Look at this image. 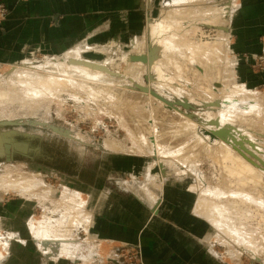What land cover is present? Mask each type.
I'll return each mask as SVG.
<instances>
[{
  "label": "rangeland",
  "instance_id": "obj_1",
  "mask_svg": "<svg viewBox=\"0 0 264 264\" xmlns=\"http://www.w3.org/2000/svg\"><path fill=\"white\" fill-rule=\"evenodd\" d=\"M141 1L129 12L132 15L142 12L143 20L140 23L142 27L136 32L126 26H122L119 32H111L105 36L93 32L65 53L37 47L27 51L24 56L0 61V91L8 90L7 87L15 84L18 78L31 79L35 83L38 78L56 74L58 69L55 65L44 64L50 59L65 60L69 58L67 55H80L79 57L86 60L109 63L113 71L104 66L102 67L106 70L102 71L110 72L109 75L122 80L110 86L101 81L89 80L85 86L80 82H74L67 86L60 85L52 95L44 86L35 87L43 91L44 96L40 99L33 97L34 100L24 98L25 89L18 86L15 90L13 87L9 88L16 92L13 97L10 96L12 98L10 101L0 100V129L15 131L11 138L15 142L29 146L27 150L10 146L8 153L0 154V264H20V242L15 241L20 239V235L27 239V249H36L42 258L46 257L51 261L64 260L65 264H94L93 261L100 252L97 250L95 238L91 237L86 229L89 217L87 218L85 210L89 211L91 217L93 210L95 217L97 207L102 203L101 196L110 195L114 188L119 186L121 188L116 192L134 193L146 201L148 198L145 190L149 188L144 184H147L157 199L161 187H155L148 177L151 174L160 176L158 170H161V166L167 173L163 183L176 180L196 192L197 204L203 207L200 216L212 226L213 233L208 240L215 241V248L211 242L215 255L227 257L232 264H264V207H257L256 202H245L236 196L220 197L216 193L241 190L243 183L240 180L243 179V175L235 173L232 161L221 156L219 150L221 142L232 146L233 143L217 137L212 139L205 133V130H217L215 125L208 122L212 119L208 114H213L211 121L219 118L222 120L218 114L223 109L232 113L253 108L254 111L250 115L253 120L256 119V125L250 127H254V131L249 127L246 129L239 123L234 125L231 122L225 124L223 122V126V120L219 122L221 127H236L234 135L236 139L242 141L246 150L240 148V151L234 146L231 147L241 153L246 160L258 166V169L264 170V87L254 85L251 81V72L245 73L242 70L241 62L235 57L230 43L233 15L239 4L232 12L230 25L225 28L229 34L226 35L217 27L213 28L207 24L214 23L211 20L214 11L209 12V9L229 0H183L179 3H170L166 0ZM1 3L5 2L0 0ZM195 10L202 13L199 18L194 15ZM184 12H187V15H184ZM151 20L155 22V30L152 32L149 28ZM164 20L179 26L176 27L175 33L170 34L174 26L170 29L162 26ZM181 33V36H185L184 42L176 40V37L172 38L174 34ZM166 38L174 40L170 42L173 46H170L171 49L165 46L160 62L153 66L151 72L142 62L143 70L138 77L119 73L130 60L135 61L134 54L150 53L153 51L151 46L154 47V41L158 44L160 40L163 42ZM176 44L178 47L174 46ZM180 45H195L205 49L195 56L189 49L180 50ZM175 52L181 55L179 57L181 67L165 61L166 55L176 54ZM163 58L167 64L163 65ZM33 66L41 68L31 69ZM252 71L256 76L261 75V72H264V63L257 66L255 62ZM151 82H154L151 86L153 89L163 90L164 96L171 100L187 99L190 107L182 105H177V108L170 107L160 99L133 87L135 83L149 86ZM234 85L244 86L241 91L252 95L251 100L247 101L242 98L243 94L235 93L231 100L224 98L223 95L222 98L220 93L223 88L231 92ZM191 119L194 121L192 126ZM53 126L62 132L54 130ZM229 139L233 141L232 138ZM108 144L112 146L107 148ZM50 146L66 151L79 163L96 161L97 164H101L108 155L119 158H132L133 155L145 163L137 175H130L129 171L122 170V176L115 172L106 178L105 187H100L101 189L96 187L82 189L74 178L71 179L49 168L36 169L28 162L48 159ZM157 155L161 156L162 161H159ZM124 180L131 182L132 192L125 187ZM156 180H160L159 177ZM142 183L143 188L139 190ZM254 187L259 193L252 192L257 197L251 195L252 198L248 196L249 199L254 198L264 206V176L259 185ZM23 188L27 190L22 191ZM28 191L34 193L28 195L26 193ZM74 192H80L82 198L86 200L85 209L81 197L78 199L76 195L75 200L67 199ZM33 217L41 226L51 222L52 225L61 224L64 230L69 228L67 238H73L77 257L87 255L90 258L82 260L66 256L57 259L48 257L31 237L29 225ZM72 217L73 220L79 218L80 221L74 225L70 223ZM221 219L225 223L219 222ZM20 227L24 229L21 234ZM32 233L35 237V233ZM11 234L17 238L13 237L5 249L1 242L6 238L5 241H9L8 237ZM4 259L6 260L3 261Z\"/></svg>",
  "mask_w": 264,
  "mask_h": 264
},
{
  "label": "crops",
  "instance_id": "obj_2",
  "mask_svg": "<svg viewBox=\"0 0 264 264\" xmlns=\"http://www.w3.org/2000/svg\"><path fill=\"white\" fill-rule=\"evenodd\" d=\"M2 1L9 6L10 14L6 20L0 21V61L24 56L27 51L37 47L65 53L93 32L105 36L111 32H119L122 26L134 29V32L142 27V12L133 15L129 13L141 0ZM239 2L231 26L232 51L240 60L242 70L245 73L251 72L253 84L264 87V72L258 76L252 73L253 64L264 53V0ZM255 78L258 80H254ZM131 156L132 158H119L108 155L99 172H95L93 166H87L81 177L84 182L80 183V187H105L106 178L115 172L122 176V170L129 171L130 175H137L145 162ZM157 177L160 180H156ZM157 177L153 174L148 177L155 187H161L157 199L146 192V201L134 193H118L116 191L121 188L119 186L114 188V192L110 191V195L101 196L102 203L98 205L95 217L93 210L92 217L85 210L87 218L89 217L86 229L95 238L100 256L105 258L114 247L140 243L146 264H232L227 257L213 253L215 251L211 242L215 248V241L208 240L213 233L212 226L198 213L196 192L182 182L168 180L163 183L164 177ZM123 183L129 191L132 190L131 182L124 180ZM142 185L143 183L139 190H142ZM144 185L152 192L149 185ZM76 195L81 197L84 208L86 200L80 192L69 196L75 200ZM34 219L36 218L31 220L29 230L40 247L39 240L30 229ZM23 230L20 227V234ZM10 236L17 237L12 234ZM15 241L20 242V264H65L64 260L42 258L36 249L28 250L27 239L22 235ZM74 243L71 249H75ZM83 256L87 255L79 258L73 255L66 257L82 260L90 258ZM60 257L65 256L57 258Z\"/></svg>",
  "mask_w": 264,
  "mask_h": 264
},
{
  "label": "bare ground",
  "instance_id": "obj_3",
  "mask_svg": "<svg viewBox=\"0 0 264 264\" xmlns=\"http://www.w3.org/2000/svg\"><path fill=\"white\" fill-rule=\"evenodd\" d=\"M165 1V0H164ZM183 0H166V2H170V3H179V2H182ZM238 2L237 0H229V1H225V2H221V3H218L216 6H212V8L209 9V12L210 11H214L213 15L211 16L212 19L214 21V23L212 22V24H207L209 26H212L213 28L214 27H217L221 32H224L226 35H229L227 32H226V29L225 28H228V24H229V21H230V18L232 16V12L234 10V8L238 5ZM196 11V10H195ZM194 11V15L199 18L200 15H202V13H200L199 11L200 10H197L196 12ZM204 13V12H203ZM184 15H187V12H184ZM170 18V16H169ZM168 18V19H169ZM207 18V17H206ZM210 19V18H209ZM197 20V19H196ZM203 20V19H202ZM206 20V19H205ZM171 22V21H170ZM195 23V22H194ZM201 23V22H200ZM199 24V23H198ZM167 26L170 27L174 26L172 28V31H170L172 34V32L176 31V27L178 25L176 24H173V23H169L168 20H164L162 22V26ZM230 25V24H229ZM194 26V25H193ZM179 27V26H178ZM149 28H150V31H154L155 30V22H149ZM222 29V30H221ZM167 30V29H166ZM181 32V31H180ZM179 32V33H180ZM175 33V32H174ZM177 33V32H176ZM167 34V33H166ZM182 33L179 35V34H174V37H172L173 39L176 37L178 41H180L181 43L184 42V39H185V36H181ZM221 35V34H220ZM217 36V35H216ZM150 37V36H149ZM223 37V36H222ZM172 38H166L165 40H160V43L158 44H155L156 41H154V47L151 46V51L150 53L147 52V53H144V54H134L135 57V61L132 62L130 59V62H128L124 68L122 70L119 71V73L121 74H124V75H132L134 77H138L140 74H141V69L142 68V65L143 63H145L150 69V72L153 70V66L157 65L156 63L159 61V59L161 58V56L163 55V51L165 50V46H167L166 48L167 49H171L170 46L172 45L170 42L174 41L172 40ZM223 38H227V37H223ZM155 40V39H154ZM220 40V38H219ZM165 41V42H164ZM165 43V44H164ZM178 43V42H177ZM187 43V42H186ZM178 44L174 45L176 47ZM173 46V45H172ZM180 50L183 48V49H189L191 52H193V55L197 56L199 55L200 53H202V51L205 49L204 47H196L195 45H180ZM207 49V48H206ZM170 53V52H169ZM174 53V52H173ZM168 54V56L166 55V59L165 61H169L170 63H173V64H176L177 66L179 65V67H181L182 64H180L179 62V57L181 55H178L176 52V54ZM148 56L147 58V61L144 62L142 59H140L139 57H142V56ZM80 56V55H79ZM79 56H72V55H67V59L63 60V59H50L49 61H46V64L44 65H55L56 68L58 69V72L56 74H51V75H46L44 77H41V78H38L37 80H35V83L32 82V80L30 79H23V78H18L17 79V82L15 81V84H10L8 88V90L6 89L5 91H0V100H5L7 99L8 101H10L13 97L14 94H16L15 91H12L10 89H17L18 86L20 87H23L25 89V93L24 94V98L27 97V99H33V97H35L36 99H40L41 96H44V92L41 91V90H37V88L39 87H46L47 88V91L52 95L54 94L56 91H57V88H59V86H67L69 85L70 83H74V82H80L83 86H85L87 84V81L89 80H92V81H101L103 83H105L106 86H110V85H116V83L118 82H121L122 80L121 79H117L115 77H112L111 75H109L110 72H106V71H102V70H106L105 68H107L108 70H111L113 71L112 67L110 66L109 63H99V62H95V61H90V60H86L84 59L83 57H79ZM129 56V55H127ZM126 56V57H127ZM207 57V56H206ZM128 58V57H127ZM205 59V58H204ZM161 60V59H160ZM138 61V62H137ZM163 65L164 63L167 64L166 62H164V58H163ZM143 62V63H142ZM160 62V61H159ZM126 63V62H125ZM25 64V63H24ZM23 64V66L25 67V65ZM159 64V63H158ZM27 65V64H26ZM32 66V65H31ZM102 66H104L105 68H103ZM168 66V65H167ZM29 68V66H27ZM26 67V68H27ZM188 67V66H187ZM17 68V66H16ZM19 68V67H18ZM34 68H41V67H32L31 69H34ZM55 68V69H56ZM52 69V68H51ZM38 70V69H37ZM53 72V71H52ZM115 72V71H114ZM113 72V73H114ZM117 72V71H116ZM143 72V71H142ZM113 75V74H112ZM228 75V74H227ZM30 77V75H28ZM116 76V75H115ZM9 77V76H8ZM14 77V76H13ZM227 77V76H226ZM228 77L232 78L231 75H228ZM11 79V78H10ZM171 80V79H170ZM11 82V81H9ZM165 82V81H164ZM179 82V81H178ZM152 83L154 82H151V84H149V86H146V88L149 89V91H145V90H142L158 99H160L159 97L155 96L152 91H155L156 93H158L159 95H164L163 94V90H160V89H156L152 86ZM158 83V82H157ZM155 83V84H157ZM6 84V83H5ZM140 84V83H139ZM180 84V83H179ZM36 85V86H35ZM104 85V84H103ZM140 85H143V84H140ZM159 85V83H158ZM168 85V83H167ZM170 85V84H169ZM225 85V84H224ZM229 85V84H228ZM3 86V85H1ZM171 86V85H170ZM4 87V86H3ZM35 87H37L35 89ZM135 88V86H133ZM232 87V86H231ZM244 87V86H243ZM242 86H238V85H234L232 88H231V92H228L226 91L227 89L226 88H223L222 90V93L221 94V97L223 95L224 98L226 99H229L231 100L230 98H233V93L235 94H243L242 98L243 99H250L252 97V95H247L246 92H242L241 91V88H243ZM10 88V89H9ZM171 88V87H170ZM163 89V88H161ZM178 89V88H177ZM221 89V88H220ZM19 90V89H18ZM18 92V91H17ZM220 92V91H219ZM47 93V92H46ZM48 93V94H49ZM20 95V93H19ZM47 95V94H46ZM45 95V96H46ZM11 96V97H10ZM222 97V98H223ZM240 99V98H238ZM242 99V100H243ZM34 100V99H33ZM251 100V99H250ZM160 101H163L162 99H160ZM164 102V101H163ZM162 102V103H163ZM166 104V103H165ZM235 105V104H234ZM238 105V104H237ZM236 105V106H237ZM256 105V104H255ZM252 110H244V111H235L232 113L228 112V111H225V109H223L220 114H218V116L221 117V119L223 120H219L222 121V124L224 122V124L226 122H231V124L233 123L234 125L239 123V125H243L244 127H246V129L249 127V129L253 130L254 127H250L251 125H256L255 123V120H253L254 118H252V116L250 115L252 113L253 108H251ZM259 110V109H258ZM255 111H256V108H255ZM260 111V110H259ZM208 117L212 118L213 119V114H208ZM190 119V118H189ZM4 122H17V121H7V120H4ZM257 122V121H256ZM2 123V122H1ZM194 121H192V119L190 120V126H192L191 124H193ZM258 123V122H257ZM260 123V122H259ZM206 124V123H205ZM223 124V126H224ZM195 125V124H194ZM220 125V124H219ZM207 126V125H206ZM212 126V125H211ZM260 126V124H259ZM262 126V124H261ZM217 127V126H216ZM226 127V126H225ZM230 127V126H228ZM54 130L56 131H60L59 129H57L56 127H54ZM190 128V127H189ZM262 128V127H261ZM236 131V130H235ZM254 131V130H253ZM62 132V131H60ZM72 132V131H70ZM13 133H16L15 131L11 130H3V129H0V152H5L6 148H5V145L7 143H11L13 144L15 147H21V144L19 142H15L11 137V135ZM66 134V133H65ZM68 135V134H67ZM248 135V134H247ZM251 135V134H250ZM237 136V135H236ZM217 137V136H216ZM252 136H250L251 138ZM217 138H220L224 141H228V140H225L223 139L222 137H217ZM227 138L229 139L230 137L227 136ZM249 138V139H250ZM217 140V139H216ZM230 140V139H229ZM237 140H240V139H237ZM248 140V139H247ZM231 141V140H230ZM230 143V142H229ZM215 144V143H214ZM222 144V145H221ZM221 149H219L221 151V156H223L225 159H228V160H231L232 161V164L233 166L235 167L234 171L235 173H237V175H243V179L240 180L242 181L243 183V187L241 190H231L229 192H216L217 194H219V196H236V197H239L241 198L243 201L245 202H256V206L258 207H264L262 204L258 203L259 201H255L254 198L253 199H249L252 198L251 195H255L257 193H259V191L256 190V186L257 184L259 185V183L261 182V179L262 177L264 176V170H261L258 169V166L256 167L253 163H251L250 161L246 160L244 156L241 155V153H239L238 151H236V149H233L234 147L230 144H227L225 142H221ZM213 145V144H212ZM257 145V144H256ZM110 146H112L111 144H108V147L107 148H110ZM233 148H232V147ZM216 147V146H215ZM256 147V146H255ZM220 148V146H219ZM258 148V147H256ZM112 149V148H111ZM218 149V148H217ZM207 150V149H206ZM212 150V149H211ZM218 150V151H219ZM219 151V152H220ZM262 151V150H261ZM157 157L160 159L159 161H162V158L160 155H157ZM260 160V159H259ZM230 161V162H231ZM228 162V161H227ZM226 162V163H227ZM228 162V163H230ZM223 163V162H222ZM225 163V164H226ZM161 164V163H160ZM161 165H164V164H161ZM160 166V165H159ZM231 166V165H230ZM227 168L228 165H227ZM233 168V167H232ZM230 171H231V168H230ZM233 171V170H232ZM163 177L167 176V173L165 172H160ZM152 175V174H151ZM237 178V176H236ZM232 179V178H231ZM230 180V179H229ZM236 184V183H235ZM256 184V185H255ZM263 184V183H262ZM250 185V186H249ZM253 185V186H252ZM261 185V184H260ZM19 186V184H18ZM226 186V185H225ZM251 187H254V188H251ZM263 187V186H262ZM226 188V187H225ZM224 188V189H225ZM250 188V189H249ZM20 189V188H19ZM23 190H27V189H22ZM209 190V189H208ZM21 191V192H22ZM150 196L153 194H150V191L149 190H145ZM211 191H209L210 193ZM254 192V193H252ZM28 195L29 194H33L34 192L33 191H28L26 192ZM152 193V192H151ZM212 193V192H211ZM24 194V193H23ZM249 196V197H248ZM256 196V195H255ZM68 197V196H66ZM78 199H79V195H77ZM257 197V196H256ZM202 198V197H201ZM67 199H70L67 198ZM200 202V200H199ZM205 202V201H204ZM264 202V201H263ZM203 205L205 203H202ZM260 204V205H258ZM198 207H197V210H198V213H201V209L203 207H201L200 204H197ZM209 207V206H208ZM220 208V207H219ZM218 208V209H219ZM210 209V208H209ZM222 210V209H221ZM222 212V211H221ZM242 212V211H241ZM233 213V212H232ZM216 215V212L214 213ZM204 215V214H203ZM206 215V214H205ZM236 215V214H235ZM74 216V215H73ZM218 216V214H217ZM226 218V217H225ZM74 217H72L70 223L76 225L77 222L80 221V219H76V220H73ZM68 222V221H67ZM219 222H222V223H225V221L223 219L219 220ZM51 222L49 223H46V225L44 226H41V224H39V221H37L36 219L33 220L32 224H31V229L32 231L35 233V238L37 240H39V245H40V248L41 250L48 256V257H59V256H67V255H73L74 257H77L76 253H75V249H71L72 246H73V241L72 239L70 238H67L68 235H69V232H70V229L67 228V229H62V225L59 224V225H52L50 224ZM69 223V224H70ZM40 226H39V225ZM231 224V223H230ZM43 225V224H42ZM220 225V224H218ZM73 227V226H71ZM70 227V228H71ZM75 227V226H74ZM221 228V227H220ZM72 231V230H71ZM10 238V239H9ZM13 238V237H12ZM11 237H8V240L9 241H5L3 240L1 242V246H3V248L7 249L8 247V242L10 243V240L12 239ZM17 238V237H15ZM40 238V239H39ZM247 238V237H246ZM75 244V243H74ZM247 247V246H246ZM2 248V247H1ZM4 251V250H3ZM87 257V256H86ZM85 256H83V258H86ZM78 258V257H77Z\"/></svg>",
  "mask_w": 264,
  "mask_h": 264
},
{
  "label": "flooded vegetation",
  "instance_id": "obj_4",
  "mask_svg": "<svg viewBox=\"0 0 264 264\" xmlns=\"http://www.w3.org/2000/svg\"><path fill=\"white\" fill-rule=\"evenodd\" d=\"M66 135V134H65ZM54 147L50 146V152L48 153V159L38 160H29L28 162L33 165L36 169L44 170V168H49L51 170H56L60 173H63L69 177L74 178L80 185L81 182H84L81 177H83V172L87 166H93L94 171L99 172V168L101 164H97V162L89 163V162H80L76 159L70 157L71 155L67 154L66 151H61L58 149H53ZM31 150V149H30ZM47 164V165H46ZM4 259L3 261H5ZM2 261V263H3Z\"/></svg>",
  "mask_w": 264,
  "mask_h": 264
},
{
  "label": "built area",
  "instance_id": "obj_5",
  "mask_svg": "<svg viewBox=\"0 0 264 264\" xmlns=\"http://www.w3.org/2000/svg\"><path fill=\"white\" fill-rule=\"evenodd\" d=\"M9 14V8L5 3L0 4V21L4 20ZM264 63V53L256 59V65L260 66ZM94 264H146L143 259V249L140 243L133 245H124L114 247L111 253L105 258L97 255Z\"/></svg>",
  "mask_w": 264,
  "mask_h": 264
},
{
  "label": "water",
  "instance_id": "obj_6",
  "mask_svg": "<svg viewBox=\"0 0 264 264\" xmlns=\"http://www.w3.org/2000/svg\"><path fill=\"white\" fill-rule=\"evenodd\" d=\"M139 58L142 59L144 62H146L148 56L146 55V56H142V57H139ZM146 78L149 79L148 76H146ZM134 86H135V88H137V89L145 90L146 92L149 91V89L146 88V86H144V85H140L139 83H135ZM152 93H153L155 96H157V97H159L160 99H162V100H163L166 104H168V106H170V107H175V108H177V105H182V106H185V107H190V102H189L187 99H178L177 101H174V100L169 99L168 97H165L164 95H163V96H162V95H159V94L156 93L155 91H152ZM219 105H220V103H219ZM211 120H212V119H211ZM211 120H209L208 122H209L210 124H212V125L217 126V130H211V131H209V130H205V133H208V134L211 136L212 139L216 138V136H217V137L219 136V137H222V138L225 139V140H228L227 142L233 143V146L236 147V148H238L239 150H240V148L246 150V149L244 148V145H243L242 141H240V140L237 141V139H236V137H235V135H234V130H235V128H236L235 126H234V127H233V126H231V127H221V126L219 125V124H220L219 120H214V121H211ZM227 136H229L230 138H232L233 141H230V140L227 138ZM242 139L246 140L245 137H242ZM251 145L254 147V144H253V143H251ZM10 146H14V145L11 144V143H7L6 146H5V148H6L5 152H2V153L0 152V154L2 155V154H6V153H8L9 150H10ZM14 147H15V146H14ZM28 147H29V146H27V144H21V147H17V148H20L21 150H27ZM240 151H241V150H240ZM252 154H253L254 156H256L255 153H252ZM161 171L164 172V173L166 172V171H165V168L162 167V166H161V170L159 169L158 172H161Z\"/></svg>",
  "mask_w": 264,
  "mask_h": 264
}]
</instances>
